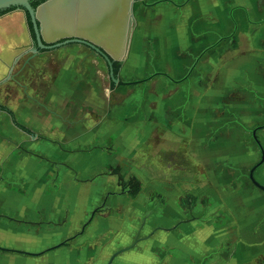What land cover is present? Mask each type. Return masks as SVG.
<instances>
[{
    "label": "rangeland",
    "instance_id": "rangeland-1",
    "mask_svg": "<svg viewBox=\"0 0 264 264\" xmlns=\"http://www.w3.org/2000/svg\"><path fill=\"white\" fill-rule=\"evenodd\" d=\"M173 1L177 5L134 2L118 69L122 80L155 72L185 77L205 48L229 34L236 6H245L251 20L264 19V0ZM234 17L244 20L241 36L208 51L188 79L175 83L158 75L125 86L112 82L107 59L91 48L74 44L33 55L23 15L0 20L5 39L12 34L24 43L11 72L26 60L19 79L25 88L0 80V102L37 133L25 137L27 148L30 140L52 142L83 119L90 121L88 134L104 131L75 155L52 143L43 151L39 141L31 142L36 153L26 163L27 179L35 185L49 181V193L35 196L33 183H26L19 202L2 204L18 205L25 219L37 221L26 226L36 232L32 241L41 240V252L76 236L40 255L42 264H108L135 240L111 264H235L239 242L252 243L247 230L264 226V191L248 176L260 159L251 131L264 124V26L246 22L239 9ZM0 57L10 64L13 55L0 47ZM68 82L72 86L61 90ZM258 135L264 145V130ZM90 139L82 136L68 146ZM60 158L69 160L76 179L85 180L69 175L59 184L61 176L49 162ZM255 176L264 182V164ZM216 239L223 249L215 252L210 246ZM240 259L239 264H264V254Z\"/></svg>",
    "mask_w": 264,
    "mask_h": 264
},
{
    "label": "crops",
    "instance_id": "crops-1",
    "mask_svg": "<svg viewBox=\"0 0 264 264\" xmlns=\"http://www.w3.org/2000/svg\"><path fill=\"white\" fill-rule=\"evenodd\" d=\"M176 5H177V3H176ZM236 7L239 10H241L240 8L246 9V7L243 5L236 6ZM236 7L233 8L229 14L231 26L233 25L232 20L236 19L234 17V12H233L234 10H236ZM242 11L244 12V10H242ZM244 15H245V20H246V14L244 13ZM236 20H239L240 24L243 25L244 20L243 21L240 19H236ZM76 45H79V44H76ZM65 46H67V45H64L61 47H65ZM212 49H213V45L211 46V50ZM45 51H43V52L45 53ZM47 51H50V50H47ZM198 57H200V56H198ZM2 61H3V58H2ZM118 62H120V61H118ZM195 62H196V60H195ZM22 71H23V69L17 72V78H18L17 85L18 86L22 85L23 88H25V83L20 82V80H19L21 74L23 73ZM63 73L64 72H62V74ZM0 74H1V72H0ZM65 76H67V74ZM167 79H169V78H167ZM170 81H172V80H170ZM172 82H174V81H172ZM181 82H183V81H181ZM181 82H175V83H181ZM67 84H69V85H67ZM67 84L61 83L60 89L66 90L67 88H70L72 86L69 82ZM56 85H59V84H56ZM181 99H182L181 108L184 112L187 110L186 101L184 98H181ZM5 106H7V105H5ZM7 107L10 108L9 106H7ZM11 110L15 114L14 110L13 109H11ZM2 113H3V115H2ZM15 117L20 124L26 126L25 124H23L22 122H20L18 120L16 114H15ZM0 118L2 119V121L0 123V146H1V155H0V246L5 247V248H9V249H14V250L27 251V252H31V253L32 252L33 253H40L39 255H30V254L17 252V251L0 250V264H42L41 263V257H39L40 255H42V253L40 251L42 248V242H41V240H39V238L37 240L32 241V238H34V235L36 234V232L30 230V228H28L26 226L27 222L35 223L37 221H30V220L25 219L24 212H22L20 210V206H18V205H16L15 208L12 207V208L6 209V208H4V206L2 204H4V202L6 200H12L15 202H19V199L21 197L19 193H21L24 196L26 194L25 193V191L27 190V189H25L26 183H30V184L33 183V185H31L29 187L31 189L33 188V194L35 196H41L43 192L49 193V190H45V188H44L45 184L49 181L45 182L44 184H42L43 183L42 182V183L35 185L34 180H28L27 179L30 176H28L26 173V169H25L26 163H27L28 159H30V157L35 158V153H36L33 150H31V147L35 148V147H33V146H35V144H33L31 142L39 141L40 144L42 145L43 151L47 150L48 149L47 147L50 148L49 143H52V144L58 145L66 153H68V154L74 153V155H75V154L79 153L77 151H81L82 149H86L85 146H87L92 140H94L95 142L99 141V139L104 136V131L102 129L100 130V127L95 128L94 130H91V132L93 133V136L91 137L92 139H90L89 136L92 134V133L88 134L90 121L88 122L87 120L83 119V120H80L77 124L71 125L69 128H64V129H66V131L63 135L62 134L54 135L53 136L54 142L53 141L50 142V141H48L49 138L43 137L45 139H38L36 141H33V140L28 141L30 148L29 147L27 148V145H26L27 141H26L25 137L27 135H31V137L34 139V138H36L37 133L32 130V132H34V134H29V133L25 132L24 130L20 129L19 127H17L14 124L10 114L5 112V111H0ZM55 119H56L57 123L62 126L63 120L61 119V117H58ZM61 128H63V127H61ZM83 131H85L87 134L86 133L84 134ZM60 135H62L61 138H60ZM82 136H87L88 139H90V140L85 142V143H80L79 141H77L76 146L72 147L73 149H71L70 146H68L69 141L75 140V139L80 138ZM45 148H47V149H45ZM29 150L31 152L33 151L34 153L33 154L28 153ZM49 150L50 149H48L47 151H49ZM74 155H73V157H74ZM63 156H64L63 158H65V159L70 157V155H65V154H63ZM65 159H61L59 161L58 160L53 161L51 159V162H49V163L56 166L57 178H59V176H61L60 180H58L56 178L57 181H59V184H62L64 182V180H66V179L68 180L69 175H71V178L73 176H75V180H85V179H78V178L76 179V177H78V176H77V172L75 170H72V171H75L76 175H75V172H73L72 174L70 173V171L68 170V168H71L69 166V163H68L69 160L66 161ZM72 160H73V158L71 159V161ZM41 161H46V160H41ZM46 162H48V161H46ZM98 167H99V165H97V167L94 170H96ZM255 174H256V172H255ZM56 179H54V180H56ZM54 182H56V181H54ZM64 197H66V196L64 195ZM64 197H63V202H65ZM57 199H59V197H57ZM261 211H262V213H264V208ZM221 231L222 230H217L216 233L219 234ZM155 234L157 235V231ZM246 234H251L249 239H251L252 243H249L248 241L239 242L241 247L238 248L239 250L237 251V254L234 256L235 257V264H239L238 259H240V258H241L240 262H242L244 260V258L248 259L251 256L256 258V256L258 257L260 254H264V226L260 227V228L251 229V231L247 230ZM215 243H216L215 246H210L211 249H214L215 252L218 249L219 250L223 249L222 246H220V247L218 246L219 243L217 242V239H216ZM221 252H223V251H221ZM249 254H251V256H249ZM213 264H218V263L215 262ZM229 264H233V262L229 263Z\"/></svg>",
    "mask_w": 264,
    "mask_h": 264
},
{
    "label": "water",
    "instance_id": "water-1",
    "mask_svg": "<svg viewBox=\"0 0 264 264\" xmlns=\"http://www.w3.org/2000/svg\"><path fill=\"white\" fill-rule=\"evenodd\" d=\"M32 1L37 0H0V10L18 7L22 9L20 11L24 16L26 11H28L33 23L38 46V48H33L34 55L38 54L41 49L51 50L71 43H83L107 59L110 66L111 80L117 85H135L147 82L158 75H163L174 82H181L189 77L200 60V57H198L189 73L179 80L174 79L167 72H155L148 77L137 80H122L118 74L115 75L113 62L121 61L125 56L133 4L136 0H41V3L36 8L33 7ZM164 1L176 4L173 0H158L153 3L140 0L146 6H153L158 2ZM24 24L27 27V34L30 39L26 18ZM30 46L32 47V43ZM113 52L115 53L113 54ZM263 129L264 124H260L255 126L251 131L252 138L260 150V159L252 166L248 176L254 186L264 191V184L255 176L256 170L264 164V145L258 137V131ZM94 214L95 211L92 212V216L88 222L92 220ZM85 225L81 232L85 229ZM67 240L46 249L45 252L64 245ZM137 241L135 240L129 247L115 252L108 264H111L119 253L133 247ZM0 250L17 251L30 255L40 254L9 249L2 246H0Z\"/></svg>",
    "mask_w": 264,
    "mask_h": 264
},
{
    "label": "flooded vegetation",
    "instance_id": "flooded-vegetation-1",
    "mask_svg": "<svg viewBox=\"0 0 264 264\" xmlns=\"http://www.w3.org/2000/svg\"><path fill=\"white\" fill-rule=\"evenodd\" d=\"M136 1H140V0H136ZM158 1V0H157ZM156 2V1H155ZM153 3V2H152ZM158 3H161V2H158ZM157 3V4H158ZM40 4V3H39ZM38 4V5H39ZM37 5V6H38ZM156 5V4H155ZM36 6V7H37ZM35 7V8H36ZM11 8H13V9H11ZM237 9V8H236ZM241 10H244V13L246 14V22H250V23H259V25L258 26H260V27H262V26H264V19L262 20V21H254V20H251L250 18H249V13L247 12V8L246 9H243V8H240ZM20 10H22L21 8L19 9L18 7H9V8H6V9H1L0 10V20H2V19H4V18H7V17H9V16H13V14L15 15V14H21V15H23V18H24V20H25V18H26V22H27V24H28V31H29V33H30V39H29V41L32 43V48H38V46H37V40H36V35H35V30H34V34L32 33V30H31V28H30V26H29V20H28V15H27V12L28 11H26V14H25V16H24V14L20 11ZM235 11V10H234ZM233 11V12H234ZM30 16V15H29ZM30 19H31V17H30ZM16 22V21H15ZM31 22H32V20H31ZM232 22H233V25H232V28H231V30L229 31V34H227L226 36H221L219 39H218V41H216L214 44H212L213 45V49L215 48V47H217V46H219L223 41H226V40H232L233 38H235V37H238V36H241V34H242V29H241V24H240V22L238 21V20H236V19H234V20H232ZM17 23V22H16ZM33 24V23H32ZM17 25H18V23H17ZM21 25V24H20ZM25 25V24H24ZM33 29H34V27H33ZM6 29H4V27H2L1 25H0V37H4V40H3V42H1L0 43V46L2 47L1 49H3V51H5V52H7V53H11L12 55H13V57H12V60L10 61V64H9V61H3L4 63H3V66H2V68H0V72H1V74H0V80H2V81H7V80H15V81H17L18 82V78L16 77V75H17V72L18 71H20V70H22L23 68H24V65L26 64V60H24V63L21 65V66H19V68L17 69V71L16 72H11V68L15 65V64H17V62H18V58H17V54H15V52H18V51H20L23 47H21V45L22 44H24V43H22V44H19V42H17V40H16V38H15V36H13L12 34H10V35H8V38L6 37V39H5V36H6ZM28 36V35H27ZM29 37V36H28ZM17 39H19V40H21L22 39V37H21V35L20 34H18V36H17ZM76 45V44H79V45H81V46H84V47H87L88 49H90V47L89 46H87V45H85V44H83V43H71V44H67V45ZM211 45V46H212ZM211 46H208L207 48H205V50H203L202 52H201V54L199 55L200 56V60H201V58L208 52V51H210L211 50ZM40 50V49H39ZM51 50H53V49H51ZM91 50L93 51V52H95V53H97V54H99L96 50H93L92 48H91ZM43 51H45V50H43ZM43 51H41L40 50V53L41 52H43ZM47 51V50H46ZM34 55V54H33ZM0 60H2V58L0 57ZM199 60V61H200ZM198 61V62H199ZM258 126V125H257ZM259 131H261V130H259ZM259 131H258V133H259ZM251 135H252V133H251ZM258 137H259V135H258ZM260 139V138H259ZM254 140V139H253ZM255 142V141H254ZM83 232H84V230H83ZM83 232H81V234L83 233ZM76 236H73V237H70L71 239H69V240H67V242L65 243V244H67L70 240H72V239H74ZM64 244V245H65ZM56 249V248H55ZM51 251V250H50ZM46 252H49V251H46ZM45 253V252H44ZM44 253H42V254H44Z\"/></svg>",
    "mask_w": 264,
    "mask_h": 264
},
{
    "label": "trees",
    "instance_id": "trees-1",
    "mask_svg": "<svg viewBox=\"0 0 264 264\" xmlns=\"http://www.w3.org/2000/svg\"><path fill=\"white\" fill-rule=\"evenodd\" d=\"M31 3H32L33 7L35 8L39 3H41V0L32 1ZM11 9H13V8H11ZM27 15H28V20H29V26H30V28L32 30V33L34 34L33 24L31 22V19H30V16H29V13L28 12H27ZM43 50L44 49H41V51H43ZM120 65H121V63L118 62V61L117 62L116 61L113 62V69H114L115 75L118 74V69H119ZM0 111H5V112L9 113L10 116H11V118H12V120H13V122H14V124L17 127H19L20 129L24 130L25 132H27L29 134H34V132H32V130H30L29 128H27L26 126L20 124L17 121V119L15 117V114L13 113V111L10 108H8L7 106H5V105H3V104L0 103Z\"/></svg>",
    "mask_w": 264,
    "mask_h": 264
}]
</instances>
